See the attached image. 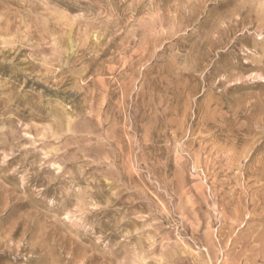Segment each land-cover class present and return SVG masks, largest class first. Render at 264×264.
<instances>
[{
	"label": "rangeland",
	"instance_id": "1",
	"mask_svg": "<svg viewBox=\"0 0 264 264\" xmlns=\"http://www.w3.org/2000/svg\"><path fill=\"white\" fill-rule=\"evenodd\" d=\"M0 264H264V0H0Z\"/></svg>",
	"mask_w": 264,
	"mask_h": 264
}]
</instances>
